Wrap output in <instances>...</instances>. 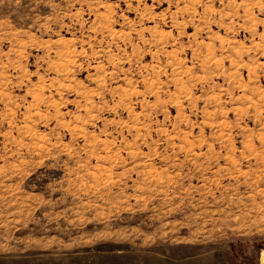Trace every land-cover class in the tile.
Returning a JSON list of instances; mask_svg holds the SVG:
<instances>
[{
    "label": "rangeland",
    "instance_id": "obj_1",
    "mask_svg": "<svg viewBox=\"0 0 264 264\" xmlns=\"http://www.w3.org/2000/svg\"><path fill=\"white\" fill-rule=\"evenodd\" d=\"M264 0H0V264H261Z\"/></svg>",
    "mask_w": 264,
    "mask_h": 264
},
{
    "label": "bare ground",
    "instance_id": "obj_2",
    "mask_svg": "<svg viewBox=\"0 0 264 264\" xmlns=\"http://www.w3.org/2000/svg\"><path fill=\"white\" fill-rule=\"evenodd\" d=\"M260 263L264 264V253H262L261 257H260Z\"/></svg>",
    "mask_w": 264,
    "mask_h": 264
}]
</instances>
